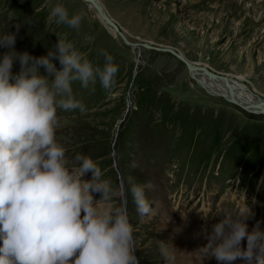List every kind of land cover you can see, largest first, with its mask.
Wrapping results in <instances>:
<instances>
[{"label": "rangeland", "instance_id": "1", "mask_svg": "<svg viewBox=\"0 0 264 264\" xmlns=\"http://www.w3.org/2000/svg\"><path fill=\"white\" fill-rule=\"evenodd\" d=\"M95 1L127 42L172 48L264 101V0ZM56 2L0 0V33L13 32L14 48L33 56L46 54L58 38L94 66L103 64L100 49L113 56L118 71L109 89L98 79L88 88L73 82L85 111L57 109L56 140L69 167L78 153L106 167L104 177L127 206L138 264H164L161 243L174 258L170 264H221L197 249L224 213L245 204L248 230L264 233V113L206 92L170 53L132 50L84 0H59L70 16H81L78 29L49 20ZM53 63L60 67L55 57ZM19 67L14 60L11 71ZM130 180L143 187L148 216L137 213Z\"/></svg>", "mask_w": 264, "mask_h": 264}, {"label": "clouds", "instance_id": "2", "mask_svg": "<svg viewBox=\"0 0 264 264\" xmlns=\"http://www.w3.org/2000/svg\"><path fill=\"white\" fill-rule=\"evenodd\" d=\"M53 19L74 29L81 22L59 0L49 10ZM14 44L13 32L0 33L6 49L0 53V264H138L127 206L111 181L88 155L76 154L69 167L66 149L56 140L57 109L85 111L73 82L88 88L98 79L109 89L118 71L113 56L100 49L103 64L94 66L59 38L40 56L17 51ZM14 60L20 66L16 73ZM129 185L137 213L148 216L152 209L143 187L134 180ZM249 214L246 204L224 213L197 249L200 257L264 264V233L248 230ZM159 251L170 264L174 258L164 243Z\"/></svg>", "mask_w": 264, "mask_h": 264}, {"label": "bare ground", "instance_id": "3", "mask_svg": "<svg viewBox=\"0 0 264 264\" xmlns=\"http://www.w3.org/2000/svg\"><path fill=\"white\" fill-rule=\"evenodd\" d=\"M108 30L111 31L112 34L116 32L113 27H108ZM190 64L194 68L188 71L189 76L196 83L200 82L201 84H199V86H201L206 92L211 95L221 96L230 103H232V101L237 102L240 105V108L248 112L264 113L263 101L259 97L253 95L251 91L240 82L231 79L228 76L215 75L204 67L195 66L192 63ZM200 264H204V262Z\"/></svg>", "mask_w": 264, "mask_h": 264}, {"label": "water", "instance_id": "4", "mask_svg": "<svg viewBox=\"0 0 264 264\" xmlns=\"http://www.w3.org/2000/svg\"><path fill=\"white\" fill-rule=\"evenodd\" d=\"M85 2L91 4L93 6V8L96 10L98 16L100 17V20L103 22V24H105L106 26L108 27H113L114 30L116 32H118L119 36L124 40V42H127L124 38V36L121 34V32L118 31L116 25L113 23V21L107 17L104 12L102 11V9L100 8V6L98 5V3L95 1V0H84ZM131 49L134 50V49H137V50H140L141 48H148V49H154L156 51H159V52H167V53H170L172 55H174L175 57H177L178 59L182 60V62H184V64L186 65L187 67V70H192L194 67L190 64V62L186 61L180 54H178L174 49L172 48H169V47H164V46H158V47H155V46H150V45H138V44H133V43H129L127 42ZM216 75V74H215ZM223 76V75H221ZM197 84H201L200 82H197ZM263 101V100H262ZM233 104H235V106L237 107H240V105L237 103V102H233ZM264 103V101H263ZM122 186V184L120 185V187ZM120 192H123V189L121 187L120 189Z\"/></svg>", "mask_w": 264, "mask_h": 264}, {"label": "trees", "instance_id": "5", "mask_svg": "<svg viewBox=\"0 0 264 264\" xmlns=\"http://www.w3.org/2000/svg\"><path fill=\"white\" fill-rule=\"evenodd\" d=\"M97 162H98L100 168L102 169V171H105V168L106 167H104L103 165H101V163H102L101 160H98Z\"/></svg>", "mask_w": 264, "mask_h": 264}]
</instances>
